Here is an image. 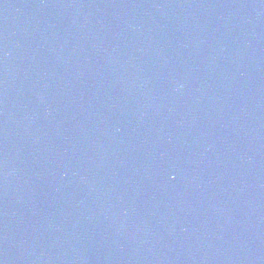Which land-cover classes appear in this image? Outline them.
I'll return each instance as SVG.
<instances>
[{
	"label": "water",
	"instance_id": "1",
	"mask_svg": "<svg viewBox=\"0 0 264 264\" xmlns=\"http://www.w3.org/2000/svg\"><path fill=\"white\" fill-rule=\"evenodd\" d=\"M0 264H264V0H0Z\"/></svg>",
	"mask_w": 264,
	"mask_h": 264
}]
</instances>
